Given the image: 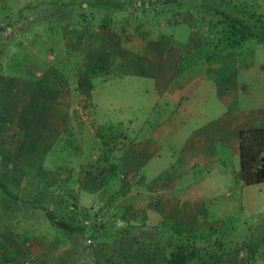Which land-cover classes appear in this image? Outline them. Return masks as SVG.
Listing matches in <instances>:
<instances>
[{
  "label": "rangeland",
  "instance_id": "1",
  "mask_svg": "<svg viewBox=\"0 0 264 264\" xmlns=\"http://www.w3.org/2000/svg\"><path fill=\"white\" fill-rule=\"evenodd\" d=\"M254 112L264 0H0V264H264V183L204 148ZM194 193L197 221L160 212Z\"/></svg>",
  "mask_w": 264,
  "mask_h": 264
},
{
  "label": "crops",
  "instance_id": "2",
  "mask_svg": "<svg viewBox=\"0 0 264 264\" xmlns=\"http://www.w3.org/2000/svg\"><path fill=\"white\" fill-rule=\"evenodd\" d=\"M235 79L236 78L233 76L228 77L225 84H223L222 90L225 89L228 93H231V95H233V91L236 87ZM197 88L199 90L204 89L202 85L197 86ZM193 100H200V98H198V94L193 97ZM260 114L261 113L259 112H254L250 114L242 113L236 115V121L233 123V125L231 124V126H229L227 130L220 129L219 131H217V129H214V131L207 133V137L204 136L205 140L207 141V144L204 148L210 147L209 145L211 143V140H213V142L215 143L220 142V140H223L224 142L231 143L234 148L233 152L238 157L240 133L239 131L242 129H248L249 127H255V129H263L264 126L260 124H264V116ZM189 154L192 155V157L190 158V160L187 161L185 165V172H187L191 167L190 165L194 163L201 165V167H203L206 171L211 170L216 163V161H213V157H215V154H211L208 149H196V151ZM201 195V193H194L192 196L189 197L185 195V197H183V199L181 200V202L184 203L183 207L179 205V202L174 197H171L170 195H164L162 200L160 201V212L163 213V216L166 218L175 219L177 215V212L175 213V211L181 209V216L179 217V222L177 223H188L192 221H197L199 215L198 212L200 211L199 202L201 199H203Z\"/></svg>",
  "mask_w": 264,
  "mask_h": 264
},
{
  "label": "trees",
  "instance_id": "3",
  "mask_svg": "<svg viewBox=\"0 0 264 264\" xmlns=\"http://www.w3.org/2000/svg\"><path fill=\"white\" fill-rule=\"evenodd\" d=\"M239 177L244 186L264 183V128L249 129L239 133ZM180 233L184 227L173 225ZM192 252H186L182 245H178L170 252L168 264H187Z\"/></svg>",
  "mask_w": 264,
  "mask_h": 264
}]
</instances>
